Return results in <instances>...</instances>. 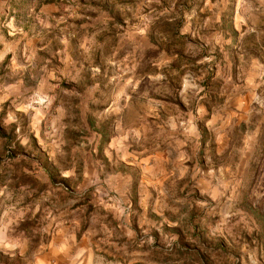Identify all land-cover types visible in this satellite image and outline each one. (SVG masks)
Listing matches in <instances>:
<instances>
[{"label": "rangeland", "instance_id": "rangeland-1", "mask_svg": "<svg viewBox=\"0 0 264 264\" xmlns=\"http://www.w3.org/2000/svg\"><path fill=\"white\" fill-rule=\"evenodd\" d=\"M0 264H264V0H0Z\"/></svg>", "mask_w": 264, "mask_h": 264}]
</instances>
